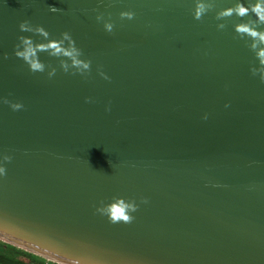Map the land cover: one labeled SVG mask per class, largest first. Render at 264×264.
Here are the masks:
<instances>
[{
	"label": "water",
	"instance_id": "obj_1",
	"mask_svg": "<svg viewBox=\"0 0 264 264\" xmlns=\"http://www.w3.org/2000/svg\"><path fill=\"white\" fill-rule=\"evenodd\" d=\"M257 5L0 0V232L62 264H264Z\"/></svg>",
	"mask_w": 264,
	"mask_h": 264
},
{
	"label": "clouds",
	"instance_id": "obj_2",
	"mask_svg": "<svg viewBox=\"0 0 264 264\" xmlns=\"http://www.w3.org/2000/svg\"><path fill=\"white\" fill-rule=\"evenodd\" d=\"M261 3L264 4V0H261ZM55 11V9H53ZM238 13L240 15H244L248 10L246 8H244L243 6L238 7ZM231 11V10H230ZM254 11H257L258 13H261L260 18L262 20H264V13H262L261 11V5H257L256 8L254 9ZM230 14V12H229ZM21 27L23 28L24 26L21 25ZM238 31H242V32H249L250 30L247 27H240L238 28ZM252 36H256L257 33L252 31L250 33ZM261 39L264 40V36H261ZM52 48L56 49L57 52L60 51V49L57 47V45L55 43L50 45ZM33 50L31 49V47L28 48V50L25 53H18V55H23L25 56V58H27L30 54H32ZM259 55L264 58V50H262ZM262 63H264V59H262L261 61ZM32 68L33 69H39L41 68V65L39 63H32ZM2 171V170H0ZM124 208V205L121 203L119 207H114V210L111 212V217L113 219V222H115L117 219L122 218L125 222L129 221V217L127 215H125L124 211L122 210ZM0 242H7L10 244H14L18 247H22L25 248L26 251L32 252L34 253L36 256L42 257L45 261H48L49 264H62L61 261L59 260H55L53 259L50 255H47L43 252L40 251H36L30 247L25 246L23 243L18 242L17 240L13 239L12 237L4 234L3 232H0ZM0 264H3V261H0Z\"/></svg>",
	"mask_w": 264,
	"mask_h": 264
},
{
	"label": "trees",
	"instance_id": "obj_3",
	"mask_svg": "<svg viewBox=\"0 0 264 264\" xmlns=\"http://www.w3.org/2000/svg\"><path fill=\"white\" fill-rule=\"evenodd\" d=\"M0 261L3 264H49L42 257L7 242H0Z\"/></svg>",
	"mask_w": 264,
	"mask_h": 264
}]
</instances>
